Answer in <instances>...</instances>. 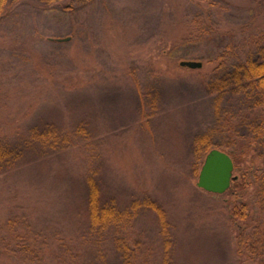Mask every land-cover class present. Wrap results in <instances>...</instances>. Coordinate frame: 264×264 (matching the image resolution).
<instances>
[{
  "label": "rangeland",
  "instance_id": "1",
  "mask_svg": "<svg viewBox=\"0 0 264 264\" xmlns=\"http://www.w3.org/2000/svg\"><path fill=\"white\" fill-rule=\"evenodd\" d=\"M262 47L264 0L8 1L0 145L20 157L0 171V264H264L254 148L225 192L196 185L205 154L244 149L264 116L257 96L208 84ZM89 176L120 220L90 224Z\"/></svg>",
  "mask_w": 264,
  "mask_h": 264
},
{
  "label": "trees",
  "instance_id": "2",
  "mask_svg": "<svg viewBox=\"0 0 264 264\" xmlns=\"http://www.w3.org/2000/svg\"><path fill=\"white\" fill-rule=\"evenodd\" d=\"M8 1L13 0H0V17L2 16L3 10ZM42 1L52 3L58 0ZM258 53V58H249L243 63L237 64L230 72L221 76L219 80L212 81L211 84H208V86L210 85L213 91H225L228 87H236L238 90L247 93L250 98L253 95L259 98L254 106L264 105V47L260 48ZM250 127L252 128L249 131L247 138H245V148H242L239 151L233 150L228 153L235 163V169H242L238 167L237 163L241 160V156L243 154L250 153L253 148V155L261 157L264 160V116L262 118H258L256 124L255 122L253 124L252 121ZM209 147L210 141L205 135H200L193 141V148L197 154L204 153ZM19 157L20 152L18 150L11 149L4 144L0 145V171L5 170V168H9L13 163H15V161L18 160ZM254 170L259 169L249 166L248 169H245V175L248 173L250 176H253V178L259 179L260 177L253 174L256 173ZM262 177H264V174ZM87 183V215L90 224L96 228H101L120 220L122 217L115 209L114 205H105L102 203L101 191L95 179L89 176ZM248 185V179L245 178V188ZM260 201L264 205V197L262 200L261 198H258V204H260ZM144 205L155 210L161 222L164 220L163 210L160 209L153 201L145 200ZM248 205V202L245 200V203H242L241 207L238 205L232 206L231 215L233 218L245 219L246 221L249 217ZM164 264H168L167 261H165Z\"/></svg>",
  "mask_w": 264,
  "mask_h": 264
},
{
  "label": "water",
  "instance_id": "3",
  "mask_svg": "<svg viewBox=\"0 0 264 264\" xmlns=\"http://www.w3.org/2000/svg\"><path fill=\"white\" fill-rule=\"evenodd\" d=\"M66 38H58L63 40ZM180 65L189 68L201 67L202 62L197 60H181ZM234 162L231 156L218 148H211L204 157L199 170L196 185L211 193L225 192L231 181L236 178L233 175Z\"/></svg>",
  "mask_w": 264,
  "mask_h": 264
}]
</instances>
